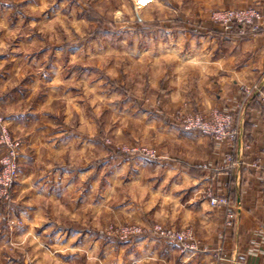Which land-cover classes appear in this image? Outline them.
I'll return each mask as SVG.
<instances>
[{"label":"rangeland","instance_id":"obj_1","mask_svg":"<svg viewBox=\"0 0 264 264\" xmlns=\"http://www.w3.org/2000/svg\"><path fill=\"white\" fill-rule=\"evenodd\" d=\"M140 3L0 0V159L8 151L1 142L3 130L21 142L17 181L8 196L0 190V264H125L135 239L173 231L154 223L149 212L148 195L168 168L153 165L169 160L162 151L169 144L157 142L147 131L153 130L149 119L138 113L149 110L167 118L153 98L168 84L163 75L153 85L152 63L145 62L138 76L137 60L155 44L151 34L158 27L143 20ZM216 9L226 8L214 7L210 20ZM174 26L185 29L182 21ZM130 46L135 47L129 52ZM19 113L25 116L24 130L12 122ZM171 113L184 127L192 116L212 115L189 102ZM57 139L64 144L62 156H39L37 171L22 188V153L50 150ZM136 158L146 166H125V160ZM42 160L49 170L66 166L76 172H67L59 197L38 191L46 184L39 178L45 171ZM136 169L145 172V181L138 182ZM143 186L149 189L142 192ZM130 209L137 212L128 214ZM125 229L135 232L125 235Z\"/></svg>","mask_w":264,"mask_h":264},{"label":"crops","instance_id":"obj_2","mask_svg":"<svg viewBox=\"0 0 264 264\" xmlns=\"http://www.w3.org/2000/svg\"><path fill=\"white\" fill-rule=\"evenodd\" d=\"M140 1L143 20L157 23L159 31L155 29L151 34L155 36V44H150L137 60L138 76L145 70L144 64L152 63L153 85L156 87L163 75L168 84L164 91L158 87L153 98L158 99L159 112L167 110V113H160L167 118L149 110L138 113L149 119V128L153 130L147 131L156 135L157 142L169 144L162 150L169 154V160H159L153 165L168 168L157 177L158 184L148 195L153 200L149 212L154 223L163 229L190 234L188 242L194 249H184L181 243L155 231L150 233L149 239H135L129 245L133 249L127 247L125 264H264V123L260 98L256 97L248 104L242 122L243 137L233 142H215L200 131L179 124L171 113L182 102L191 103L207 116L216 109L235 113L243 98V86L256 82L264 85V33L246 37L235 32L224 33L220 26L212 23L209 14L214 7L250 5L264 12V0ZM175 20L182 21L185 29L175 27ZM161 30L168 38L166 41L161 40L164 39ZM134 47L130 46L129 52ZM139 52H142L141 47ZM14 117L12 122L22 125V130L26 129L25 116L19 113ZM30 133L37 132L32 130ZM31 138V142L37 140ZM62 143L57 139L49 145L50 150L41 147L22 153L20 181L24 183H19L22 188L37 171L36 159L40 156L47 160L50 152L62 156V152L58 154ZM230 153H234L238 163L231 165L228 162ZM45 160H42L43 168ZM142 160H125V166L138 162L139 166H146ZM48 166L45 165V171L39 177L46 184L38 191L51 194V197L57 193L59 197L65 190L62 183L67 172L75 170L66 166L49 170ZM136 170L138 182L140 179L145 181V172ZM146 189L149 188L143 186L141 191ZM212 196L230 199L236 213L232 227H225L227 207L213 205ZM126 205L131 207L132 204ZM136 212L130 209L127 213Z\"/></svg>","mask_w":264,"mask_h":264},{"label":"built area","instance_id":"obj_3","mask_svg":"<svg viewBox=\"0 0 264 264\" xmlns=\"http://www.w3.org/2000/svg\"><path fill=\"white\" fill-rule=\"evenodd\" d=\"M211 21L220 26L222 31L227 34L234 33L236 28H238L237 34L239 36H252L264 33V12L255 5L241 8L216 9L211 14ZM256 97L260 98L262 103L261 114L264 123V85L263 83L256 82L253 85L243 86V98L237 105L235 113L216 110L210 118L195 115L189 118L186 128L202 131L219 142H233L243 137V117L247 111L248 104ZM1 142L7 146L8 151L0 159V190L4 195L8 196L19 175L18 151L21 142L14 140L6 129L3 130ZM228 162L231 165L238 163L234 153L228 155ZM211 203L227 207L225 227H232L235 222L236 213L230 199L227 196H212ZM133 232H135V229H125V235ZM161 232L173 241L181 243L184 249H194L188 242L190 234L176 231Z\"/></svg>","mask_w":264,"mask_h":264},{"label":"trees","instance_id":"obj_4","mask_svg":"<svg viewBox=\"0 0 264 264\" xmlns=\"http://www.w3.org/2000/svg\"><path fill=\"white\" fill-rule=\"evenodd\" d=\"M235 33H238V28L235 29ZM241 37H246V36H241Z\"/></svg>","mask_w":264,"mask_h":264}]
</instances>
